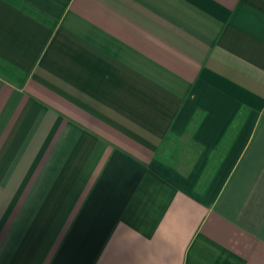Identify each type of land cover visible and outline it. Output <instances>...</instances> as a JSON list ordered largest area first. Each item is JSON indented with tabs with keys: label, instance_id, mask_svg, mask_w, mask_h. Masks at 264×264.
Instances as JSON below:
<instances>
[{
	"label": "crops",
	"instance_id": "crops-1",
	"mask_svg": "<svg viewBox=\"0 0 264 264\" xmlns=\"http://www.w3.org/2000/svg\"><path fill=\"white\" fill-rule=\"evenodd\" d=\"M0 264H264V0H0Z\"/></svg>",
	"mask_w": 264,
	"mask_h": 264
},
{
	"label": "rangeland",
	"instance_id": "rangeland-1",
	"mask_svg": "<svg viewBox=\"0 0 264 264\" xmlns=\"http://www.w3.org/2000/svg\"><path fill=\"white\" fill-rule=\"evenodd\" d=\"M169 144H171L170 145V147L168 148L170 151H169V155L171 156H168V157H170V158H172L173 156H175V157H177L175 154H176V152H177V145H178V142H177V140H175V139H173V140H171L170 141V143ZM167 155V154H166ZM174 158V157H173Z\"/></svg>",
	"mask_w": 264,
	"mask_h": 264
}]
</instances>
